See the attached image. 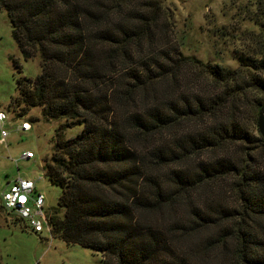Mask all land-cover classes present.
<instances>
[{
    "label": "trees",
    "instance_id": "16d2710c",
    "mask_svg": "<svg viewBox=\"0 0 264 264\" xmlns=\"http://www.w3.org/2000/svg\"><path fill=\"white\" fill-rule=\"evenodd\" d=\"M128 3L132 9L124 7ZM239 5L243 12L237 21L251 22L257 28L251 27V37L255 33L258 40L253 51L236 55L240 67L231 69L184 57L177 47L175 55L156 48L167 24L156 0H0L23 57L38 56L41 67L35 78L17 79L9 109L23 116L41 107L45 120H65L55 128L52 153L43 165L44 175L61 188L49 218L54 236L98 250L102 264H191L179 253L180 238L220 224L211 244L220 246V264H264V169L246 146L264 139L253 136L238 114L249 92L254 107H264V0ZM233 28L244 34L240 25ZM189 62L222 86L221 93L160 97L157 80L180 87L178 71ZM172 74L173 81H167ZM203 113L219 116L198 137L183 135L174 146L146 141ZM75 125H82L81 131L66 137ZM136 135L143 137L140 143ZM237 143L245 145L241 153L199 162L195 170L171 167L188 153L232 144L237 150ZM164 166L177 192L168 191L153 170ZM223 179L236 188L239 207L219 206L215 217L194 206L198 222L181 224L183 201L195 202L193 196L198 201L201 186ZM233 218H239L236 224L224 225ZM230 240L235 250L229 257Z\"/></svg>",
    "mask_w": 264,
    "mask_h": 264
},
{
    "label": "rangeland",
    "instance_id": "374dc122",
    "mask_svg": "<svg viewBox=\"0 0 264 264\" xmlns=\"http://www.w3.org/2000/svg\"><path fill=\"white\" fill-rule=\"evenodd\" d=\"M156 1L160 3V8L165 13L163 20L167 22L166 31L159 37L161 41L155 46L158 49L167 50L170 54L175 55V48L177 47L184 57L192 56L198 60L210 61L231 69L240 67L237 54H246L244 53L245 50L253 51L255 49L256 44L254 42L258 38L255 33V36L251 37L253 36L251 35V27L257 28L249 21H237L243 12L239 4L247 3L249 0ZM133 6L134 4L128 3L124 7L132 9ZM235 25H240L244 34L241 32L235 34L233 31ZM257 33L260 34V31ZM262 55L259 54V57ZM189 64L191 66H182L178 71L179 75L176 77V81L180 87L160 81V78L157 80L159 84L155 86L160 91L158 92L160 97L163 99L175 98L179 91L189 94L192 98L194 95L207 98L221 93L222 86L220 87L217 82L209 79V76L202 73L201 69H196L192 62ZM242 71L248 72L247 69ZM40 72V58L36 56L32 59H25L23 57L12 35L10 18L5 10L0 9V110L5 111L9 117L4 125L9 131L6 142L1 141L0 128V264H102V255L98 250L77 243H67L59 236L53 234L51 236L48 232L35 233L26 228L24 223L16 219L13 214L7 213L1 205V194L6 188L7 182L18 176L28 177L36 181L38 191L45 194V204L51 213L57 206V200L61 194V188L52 184L44 175L43 165L45 164L44 160L49 159L52 153L54 145L52 138L55 128L65 120H45L42 116L41 107H31L28 113L23 116H17L14 111L9 109L11 99L18 93L17 79L21 76L35 78ZM166 78H169L167 81L172 82L173 74ZM245 97L247 102L246 100L243 104L241 102L242 106L238 114L243 122L242 125L253 136L257 137L258 133L260 134L257 121L260 109L254 107L252 102L254 93L249 92ZM151 98L148 97V100ZM218 116V113L216 115L203 113L184 117L181 121L178 120L164 128L161 133L148 135L146 141H150L152 144L153 141L165 140L169 145L173 144L174 146L176 139L183 135L194 134L195 137H198L201 131L208 129L214 118ZM30 117H38V121L32 122ZM25 119L31 122V129L28 131L18 130V124ZM81 129L82 125L69 127L65 131V136H74ZM260 136L262 137L261 134ZM134 137L135 134H133ZM136 137L140 143L143 137L137 135ZM236 145L239 147L237 150L232 144L230 148L228 145L221 149L208 148L188 153L182 162L171 164V167L180 169L187 167L195 170L198 168L197 163L199 162L213 161L225 153L231 155L236 152L241 153L245 145L239 143ZM246 146L249 152L259 157L264 169V141L252 142ZM26 151L33 152L34 157L22 158ZM153 170L162 176V179H159L161 184L169 189L168 191L177 192L176 186L170 184L169 180L165 178L168 170L166 166ZM198 190L200 197L198 201L193 196L195 202L184 200V205L179 208L181 224L189 226L192 225L193 221L198 222L196 215L191 211L194 206L199 209L200 213L214 214L215 217L219 214L214 212V209L219 210V206L239 207L236 188L229 187L224 179L217 184L203 185ZM207 199L211 202L212 207L205 206L208 203ZM164 209L162 216L166 219L168 212L166 208ZM238 219L233 218L224 225L232 227ZM257 223H260L259 219L254 226ZM262 223L264 226V220ZM219 225L215 224L200 231H193L186 238L181 237L178 232L177 236L182 239L181 245H179V253L187 257L191 264H220L217 257L221 251L220 246L216 244L214 249L211 248L213 240L217 238V233L221 231ZM263 233L261 235H264ZM230 242L231 240L228 243L229 257L235 250V246Z\"/></svg>",
    "mask_w": 264,
    "mask_h": 264
},
{
    "label": "built area",
    "instance_id": "2783aa9c",
    "mask_svg": "<svg viewBox=\"0 0 264 264\" xmlns=\"http://www.w3.org/2000/svg\"><path fill=\"white\" fill-rule=\"evenodd\" d=\"M8 115L0 110L1 141L6 142L9 131L4 127ZM32 127L29 120L25 119L18 124L17 129L28 131ZM34 153L26 151L22 158H32ZM45 194L38 191L36 181L28 177H15L9 180L1 194V205L9 214L23 222L26 228L35 233L48 232L52 236V226L49 218L51 211L46 207Z\"/></svg>",
    "mask_w": 264,
    "mask_h": 264
},
{
    "label": "water",
    "instance_id": "95a60500",
    "mask_svg": "<svg viewBox=\"0 0 264 264\" xmlns=\"http://www.w3.org/2000/svg\"><path fill=\"white\" fill-rule=\"evenodd\" d=\"M258 128H259L260 134L264 138V107L261 108V110L259 111V115H258Z\"/></svg>",
    "mask_w": 264,
    "mask_h": 264
}]
</instances>
